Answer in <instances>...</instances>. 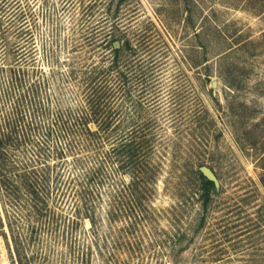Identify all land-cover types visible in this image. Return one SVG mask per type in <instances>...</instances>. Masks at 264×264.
<instances>
[{"label":"rangeland","instance_id":"374dc122","mask_svg":"<svg viewBox=\"0 0 264 264\" xmlns=\"http://www.w3.org/2000/svg\"><path fill=\"white\" fill-rule=\"evenodd\" d=\"M20 2L2 157L46 180L0 190V264L8 218L30 264H264V0Z\"/></svg>","mask_w":264,"mask_h":264},{"label":"trees","instance_id":"16d2710c","mask_svg":"<svg viewBox=\"0 0 264 264\" xmlns=\"http://www.w3.org/2000/svg\"><path fill=\"white\" fill-rule=\"evenodd\" d=\"M14 1H16V0H13V1H11V0H0V60H1L2 56H4V55L6 56V54H7V52H4L5 51L4 47L8 45L5 42V36H4L5 31L8 27V26H5L6 19L10 25V24L14 23V21L17 18L25 17L24 12L22 11L23 8L21 7L22 4H21L20 0H18L16 2H14ZM11 27H13V25H11ZM25 27H23L20 31H18V34H29V29L27 27L26 28ZM125 37L126 36L123 33V35H121V37H118L117 39H115V40H119L121 43L118 48L114 47L112 40L109 41V45L113 48V50L115 52V59H114V63H113V64H115V66L118 65L119 57H120L121 53L126 48H130V42H129L128 37H126L127 41L124 44L122 43L123 38H125ZM27 44H29V42ZM31 54H32V52L28 55H31ZM108 92H109L108 87L105 86V89L96 95L98 98L93 100V104L97 103V101H99L101 98L106 97ZM6 135L8 136V134H5V136ZM5 136L3 137L0 134V190L1 191L5 190L6 192H8V194H7L8 196L11 195L10 191H12L13 188H15V190H19V191L24 190V191H27L30 199L33 198L34 200H38V197H39L38 191H40V189L41 190L45 189V185L43 184V182H45L46 176L40 177V179H41V186H39L40 189L37 188V185H39V183H38L39 177L37 180V178H36L37 173H35V170H33V172H32L33 175L31 174L29 176V175H22V174L14 173L13 177H15V178H12L9 175V172H11V171L10 170L6 171V169H5V164H4V160H3L4 158L2 157L3 147L5 144V140H4ZM11 174H12V172H11ZM34 174H36V175H34ZM208 184H213V182L208 181ZM42 185L44 186V188ZM37 203H40V202H37ZM13 225H14V223H12L10 221V219L8 218L7 226H8L9 233H6L5 237L7 238V241H8V248L10 251V257H11L12 264H30V260L28 258V255H26L25 252H23V246L20 243V239L15 234ZM31 225H28V227L32 228L34 230L35 226H31ZM17 227H18V225H17Z\"/></svg>","mask_w":264,"mask_h":264},{"label":"water","instance_id":"95a60500","mask_svg":"<svg viewBox=\"0 0 264 264\" xmlns=\"http://www.w3.org/2000/svg\"><path fill=\"white\" fill-rule=\"evenodd\" d=\"M114 46L116 48H118L120 46V42L119 41H115L114 43ZM202 171L204 173V175L210 179L211 181H213L217 186H219L220 182H219V179L217 177V175L215 174V172L209 168L208 166H203L202 168Z\"/></svg>","mask_w":264,"mask_h":264}]
</instances>
